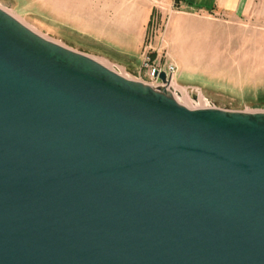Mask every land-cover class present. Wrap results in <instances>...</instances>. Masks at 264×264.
Here are the masks:
<instances>
[{"label":"water","instance_id":"95a60500","mask_svg":"<svg viewBox=\"0 0 264 264\" xmlns=\"http://www.w3.org/2000/svg\"><path fill=\"white\" fill-rule=\"evenodd\" d=\"M0 6V264H264V111L190 108Z\"/></svg>","mask_w":264,"mask_h":264},{"label":"rangeland","instance_id":"374dc122","mask_svg":"<svg viewBox=\"0 0 264 264\" xmlns=\"http://www.w3.org/2000/svg\"><path fill=\"white\" fill-rule=\"evenodd\" d=\"M0 6L45 37L90 54L128 78L151 83L144 57L165 66L178 63L177 53L174 81L183 97L180 91L177 95L190 108L264 111V0H253L249 12L237 16L157 8L145 42L134 53L130 31L120 37L125 48L91 44L66 28L77 23L61 20L56 0H0Z\"/></svg>","mask_w":264,"mask_h":264},{"label":"crops","instance_id":"0c3cea01","mask_svg":"<svg viewBox=\"0 0 264 264\" xmlns=\"http://www.w3.org/2000/svg\"><path fill=\"white\" fill-rule=\"evenodd\" d=\"M252 1L70 0L69 4L68 0H56V3L60 9L62 21L70 19L77 23L69 24L66 28L85 35L91 44L101 46L114 44L127 48V45L121 44L120 37H125L130 31L133 40L130 48L133 49L132 52L134 53L145 42L147 27L154 18V12L157 8L168 10L175 7L187 12L237 16L247 14ZM174 22L176 21L174 20ZM174 56L178 62L176 63L177 66L180 67L177 53H174Z\"/></svg>","mask_w":264,"mask_h":264},{"label":"built area","instance_id":"2783aa9c","mask_svg":"<svg viewBox=\"0 0 264 264\" xmlns=\"http://www.w3.org/2000/svg\"><path fill=\"white\" fill-rule=\"evenodd\" d=\"M143 60V65L146 68L148 75L151 77L152 84L162 83V80L158 76V72L162 69H166L168 74L172 75V80H175L178 71V66L175 62L170 61L165 66H161L153 62L154 60H152L149 55H146Z\"/></svg>","mask_w":264,"mask_h":264},{"label":"bare ground","instance_id":"6f19581e","mask_svg":"<svg viewBox=\"0 0 264 264\" xmlns=\"http://www.w3.org/2000/svg\"><path fill=\"white\" fill-rule=\"evenodd\" d=\"M4 8V7H3ZM28 26V25H27ZM31 28V27H30ZM99 61H101V60H99ZM102 63H104L103 61H101ZM106 64V63H105ZM170 86H171V88H172V90H173V93H174V95L176 96V98L180 101L181 99H179V97H178V93H180L181 91L178 89V88H176V82L174 81V80H172L171 81V83H170ZM180 91V92H179ZM181 95H182V92H181ZM182 97H183V95H182ZM253 112V111H252Z\"/></svg>","mask_w":264,"mask_h":264}]
</instances>
